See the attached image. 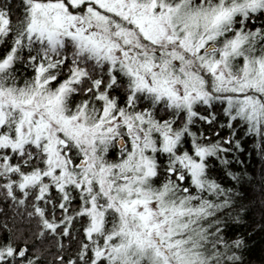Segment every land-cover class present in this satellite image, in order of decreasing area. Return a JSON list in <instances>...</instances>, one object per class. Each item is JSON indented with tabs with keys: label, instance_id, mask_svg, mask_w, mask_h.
<instances>
[{
	"label": "snow or ice",
	"instance_id": "1",
	"mask_svg": "<svg viewBox=\"0 0 264 264\" xmlns=\"http://www.w3.org/2000/svg\"><path fill=\"white\" fill-rule=\"evenodd\" d=\"M0 264H264V0H0Z\"/></svg>",
	"mask_w": 264,
	"mask_h": 264
},
{
	"label": "trees",
	"instance_id": "2",
	"mask_svg": "<svg viewBox=\"0 0 264 264\" xmlns=\"http://www.w3.org/2000/svg\"><path fill=\"white\" fill-rule=\"evenodd\" d=\"M246 155H247V150H246ZM252 155L254 156L255 155V152H252ZM255 163L258 166V164H259V159L258 158L256 159Z\"/></svg>",
	"mask_w": 264,
	"mask_h": 264
}]
</instances>
